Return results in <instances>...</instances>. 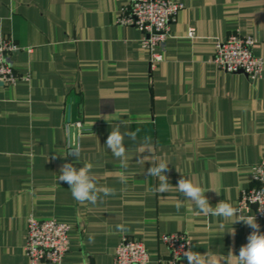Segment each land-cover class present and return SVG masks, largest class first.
Listing matches in <instances>:
<instances>
[{
	"label": "crops",
	"instance_id": "obj_1",
	"mask_svg": "<svg viewBox=\"0 0 264 264\" xmlns=\"http://www.w3.org/2000/svg\"><path fill=\"white\" fill-rule=\"evenodd\" d=\"M126 1L0 0V31L20 47L12 67L28 76L0 83V264H28L29 215L69 225L68 250L55 264H112L122 237L142 241L149 264H168L159 235L170 232L185 233L213 264H237L248 242L251 228L196 214L175 186L191 179L215 207L238 206L239 191L253 184L251 166L264 158V69L250 81L211 58L216 40L237 30L254 37L252 52L264 60V0H170L183 8L154 68L140 32L115 22ZM78 122L74 142L68 129ZM117 126L137 132L124 137L127 167L106 145ZM160 161L172 184L164 193L147 174ZM89 162L97 187L115 196L80 203L59 181L63 164Z\"/></svg>",
	"mask_w": 264,
	"mask_h": 264
},
{
	"label": "built area",
	"instance_id": "obj_2",
	"mask_svg": "<svg viewBox=\"0 0 264 264\" xmlns=\"http://www.w3.org/2000/svg\"><path fill=\"white\" fill-rule=\"evenodd\" d=\"M183 4L170 0H127L115 22L123 26L135 27L140 32V46L148 53L150 68L162 59V50L169 35V25ZM188 37L194 36L189 28ZM254 37L235 30L224 39H217L211 58L219 69L227 73H244L250 80L261 77L264 60L252 52ZM11 39L0 31V83L12 84L18 79L27 80V75H18L11 63L10 55L19 50ZM80 128V123H76ZM252 185L241 189L238 207L246 214L264 219V158L251 166ZM24 251L28 264L60 263L68 250L69 225L55 219L27 217ZM159 241L167 250L168 264H176L184 259L183 252L191 248L192 242L183 232L161 233ZM112 264H149V253L142 241L122 237L114 248Z\"/></svg>",
	"mask_w": 264,
	"mask_h": 264
},
{
	"label": "clouds",
	"instance_id": "obj_3",
	"mask_svg": "<svg viewBox=\"0 0 264 264\" xmlns=\"http://www.w3.org/2000/svg\"><path fill=\"white\" fill-rule=\"evenodd\" d=\"M127 136L131 140H135L137 132L126 131L121 133L119 126L114 128L106 140L107 147L111 150L113 155L121 159L122 166L127 167L126 149L124 147V137ZM69 155L79 158L78 151H72ZM168 162L160 161L155 166L147 169L149 176L157 177L160 183L156 192L164 193L171 189L172 184L169 183L165 172L168 170ZM92 163H85L82 167L77 169L72 163H65L60 169L59 181L65 182L70 186L73 198L80 202H89L96 204L101 199V194L104 197L115 196L116 189L108 186L97 187L95 175L92 173ZM121 182H125V177L121 175ZM176 189L183 194V196L192 201L195 208L198 210L196 214H204L212 217H223L225 219H232L235 217L234 223L242 222L252 229L247 237V243L241 246L237 257V264H264V233L260 232V225L257 223L255 215L246 214L240 207L234 206L225 201H220L213 207L209 203V199L205 196V191L201 186L194 183L191 179L185 178L183 175L178 180ZM219 194V193H217ZM182 205H176L179 211ZM264 211V208H261ZM116 229L120 232H128L130 228L125 224H117ZM231 233L234 234V231ZM89 243L95 242L94 234H89ZM83 241H81V244ZM183 256L187 259L188 264H213L207 253L201 254L189 248L183 252Z\"/></svg>",
	"mask_w": 264,
	"mask_h": 264
},
{
	"label": "water",
	"instance_id": "obj_4",
	"mask_svg": "<svg viewBox=\"0 0 264 264\" xmlns=\"http://www.w3.org/2000/svg\"><path fill=\"white\" fill-rule=\"evenodd\" d=\"M77 130H78V128L74 127V126H70L69 129H68L69 136L74 142L76 141Z\"/></svg>",
	"mask_w": 264,
	"mask_h": 264
}]
</instances>
